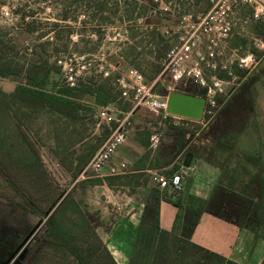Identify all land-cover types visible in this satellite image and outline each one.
Returning a JSON list of instances; mask_svg holds the SVG:
<instances>
[{
  "label": "crops",
  "instance_id": "0c3cea01",
  "mask_svg": "<svg viewBox=\"0 0 264 264\" xmlns=\"http://www.w3.org/2000/svg\"><path fill=\"white\" fill-rule=\"evenodd\" d=\"M147 1L148 13H156L157 4L151 3L150 0ZM209 6L208 0H165L164 14L170 17H164V21H166V24L170 23L175 27L176 23H172L174 15L187 14L194 17L204 13ZM232 9L234 10L233 18L235 21L241 20L243 22L245 27L243 30L245 31L246 24L251 23L250 6L238 3ZM135 10L138 13V8L135 7H132L131 10H120L118 8L117 11L119 12L124 38L120 45L123 51H120L121 56L114 63L118 70L117 73H114L113 76L100 78V81L93 82L92 80L91 82L90 80L91 85L108 86L110 77L125 76L130 69L139 71L147 84L154 81L158 76L160 58L169 47L177 43H175L177 32L174 27H169L171 29H167L166 35L161 30V27H163L160 25L161 22H150V19H148V22H141L139 15L135 16ZM159 13L161 12L159 11ZM150 15L154 14L150 13ZM259 21L264 23L262 20ZM238 24L240 25L239 22ZM173 33L175 35H172ZM240 40L241 38L238 37L235 42L239 43ZM144 50L147 51V54ZM142 54L146 56L141 58ZM223 62V58L220 55L217 56L214 60L215 67L225 68ZM206 71V81H209L211 76H215L221 82L219 89H216L214 93L218 108L235 92L239 84L250 75V71L245 69L239 74H233L230 70L225 69L219 71L216 68ZM219 74L222 76H219ZM164 81L165 84L163 82L157 83L155 90L161 84L167 91L173 89L187 92L181 89L186 87L187 84H180L173 88L168 79ZM196 84H193L195 88L199 85ZM187 86L190 87V84ZM207 87H204L205 91H207ZM130 95L131 93L128 94L129 97H125L120 91L115 100H109L106 104H96L93 94H90L86 99L92 110L88 111L82 120L62 116V118H58L56 123L53 122L52 126L51 159L58 167V176L62 177L63 173L68 177L66 185L69 187L63 189V196L69 192L78 207V201L75 197L76 194H79L78 190L84 191L99 187L106 191L105 201L107 205L111 206L109 214L112 221L106 230L101 228L99 231L98 229L94 231L116 264H128L144 206L153 189H158L160 192L158 205L159 227L169 231L178 211L176 206L178 201L183 205L189 204L192 199L204 201L210 196L214 185L223 179V176H221L222 170L218 164L191 151L184 152L183 148L179 149V140L175 138V133L181 132L189 143L202 144L201 138H197L205 129L209 119L195 121L179 116L162 118L155 115L151 118L141 116L139 117L141 120L135 121V111L139 107H136L131 113L133 124L130 125L125 140L113 150L98 173L92 171L90 162L110 133L109 127L96 126V122L101 121L99 110L101 106H106L110 115L120 117L132 107ZM163 95L161 94V96ZM119 98L130 102V108L127 111L122 110L118 105ZM251 122L244 132L238 136L233 157L228 163V167L235 168L234 170L238 171L243 166L250 172H256L259 164H263L264 173V133L253 132L254 127L258 124L257 122L261 124L260 120L253 119ZM83 123L85 126L83 136L78 137L77 132L81 129L79 125ZM112 125H114L113 122ZM154 132L160 133L159 141L155 147L150 145V136ZM188 152L191 153V158L188 166H184L183 160ZM120 163H123L124 167H121ZM110 167L115 168L114 173H110ZM153 172L164 175L178 172L181 175L180 187L177 189L170 186L158 187L152 179ZM61 199L57 200L52 207H56ZM70 212L75 213V207L73 209L69 207L67 215ZM72 213L71 216H73ZM260 239L255 240L249 230L240 228L236 224L208 212L200 214L191 234V240L194 243L241 264H260L264 257V239ZM259 245L262 246V249L256 251ZM37 253L42 254L44 259L52 255L51 249L44 246H40ZM54 259L56 261V258ZM60 262L61 260L58 259L57 263Z\"/></svg>",
  "mask_w": 264,
  "mask_h": 264
},
{
  "label": "rangeland",
  "instance_id": "374dc122",
  "mask_svg": "<svg viewBox=\"0 0 264 264\" xmlns=\"http://www.w3.org/2000/svg\"><path fill=\"white\" fill-rule=\"evenodd\" d=\"M150 1L158 6L156 13L150 12L154 14L152 16L147 10V0H0V60L21 66L22 69L32 64L40 66L43 70L49 69L51 81L46 84L48 89H53L54 83L67 84L70 81L76 83L78 79L89 83L90 80L91 82L92 80L100 81V78L113 76L118 71L114 63L121 56L120 51L123 49L120 45L124 40L118 8L120 10L138 8V13L137 9L135 10V16L139 15L141 22H148V19L154 23L161 22L160 25L163 27H159L166 35L167 29L174 27L173 24L172 26L164 21V17H170L164 14L165 0ZM208 1L209 9L212 2ZM232 12L227 15L230 29L224 43L220 46L219 54L226 67L220 69L216 66V69L230 70L233 74H239L244 69L249 70L250 74L264 72V23L251 18V23L246 24L250 28L246 26L247 32H245L243 22L235 21L233 9ZM181 15H174V21H172L176 23L174 28L178 33L177 36L175 32V43L183 33L180 27ZM238 37L241 40L236 43L235 40ZM142 56L146 55L142 54L141 58ZM241 58L245 59L244 63L240 62ZM22 78L23 75L0 76V88L10 91ZM116 78L110 77L108 84L114 91L120 90ZM159 82L166 83L164 79H160ZM188 84L195 90L213 85L210 79L206 81V85L199 84L196 88L194 86L197 85L196 83ZM254 84L255 103L249 121L252 123L253 119L260 120L261 124L257 122L253 132L264 133V73ZM165 91L161 84L155 90L160 96L161 94L165 96L167 94ZM88 97V95L85 96V98ZM146 109L145 107L137 108L135 121L141 120L139 118L141 116L151 118L156 115ZM134 110L135 108L132 112ZM205 110L203 119L207 120L212 119L219 108L217 105L206 104ZM58 118H62V115L48 110L47 107L31 109L12 101L0 103V143L3 148L8 147L13 156L22 159V166L26 167L29 164L35 166L39 162L40 167L52 177L54 184L61 189H68L69 186L66 185L68 177L63 173L62 177L58 176V167L51 159L52 126ZM129 120L132 126L131 114ZM79 127L81 129L77 135L81 137L84 133V123ZM27 140L31 142L32 148L26 145ZM247 179L246 177L245 181ZM20 186L17 178L0 174V264L7 259L18 243L19 252L27 247L26 256L21 264H61L57 263L59 257H54L56 261L52 255L44 259L42 254L36 255L35 249L32 251L33 254L31 253L33 259L27 260L29 252L35 247L36 238L43 234L47 218L52 211L48 214V208L43 210L41 202L33 206L26 196L21 195ZM78 193L75 197L82 215L76 212L72 214L76 218L86 220L88 230L85 236L90 235L91 230L99 231L101 228L105 230L109 228L112 217L109 214L111 206L105 201L106 191L97 187L84 191L78 190ZM54 208L51 206L49 210ZM261 249L262 246L259 245L256 251ZM202 258H205V264H218L209 254L203 253ZM9 262L11 264V261Z\"/></svg>",
  "mask_w": 264,
  "mask_h": 264
},
{
  "label": "trees",
  "instance_id": "16d2710c",
  "mask_svg": "<svg viewBox=\"0 0 264 264\" xmlns=\"http://www.w3.org/2000/svg\"><path fill=\"white\" fill-rule=\"evenodd\" d=\"M49 73V69L43 70L36 64L22 69L21 66L0 60V76L23 75L12 90L4 91L0 88V103L12 101L31 109L47 107L66 118L82 120L92 110L86 95L93 94L96 104H106L109 100H115L120 93L119 89L114 91L109 85H91L84 83L82 79H78L74 85L54 83L53 89H48L46 84L51 81ZM263 73H251L239 84L198 136L197 139L201 138L202 144H191L181 132L175 133L179 149L191 151L218 164L223 179L214 185L210 196L204 201L192 199L187 205L178 201V211L169 231L159 227L160 192L153 189L145 203L128 264H205L203 253L211 255L218 264H241L191 240V234L202 212L251 231L255 240L264 239L263 164H259L256 172H250L243 166L238 171L228 167L238 136L251 124L249 120L255 103L254 83ZM181 89L193 94H206L205 89L195 90L189 86ZM118 105L124 111L130 108V102L121 98L118 99ZM23 136L26 137L24 133ZM26 145L32 148L28 140ZM33 151L36 153L34 149ZM22 163V159L13 156L9 148H3L0 143V174L17 178L21 184V195L26 196L33 206L41 202L42 209L49 210L62 198L49 214L45 230L36 238L35 247L29 252L27 260L33 259L34 249L37 253V249L44 246L51 249L52 255L59 257L61 264H116L93 230L90 235L85 236L88 230L86 220L67 215L69 207H75V212H78L69 192L63 196V189L54 184L52 177L40 167L39 162L35 166L29 164L26 167ZM260 264H264V257Z\"/></svg>",
  "mask_w": 264,
  "mask_h": 264
},
{
  "label": "built area",
  "instance_id": "2783aa9c",
  "mask_svg": "<svg viewBox=\"0 0 264 264\" xmlns=\"http://www.w3.org/2000/svg\"><path fill=\"white\" fill-rule=\"evenodd\" d=\"M211 2L212 6L204 13L194 17L187 14L181 15L180 27L183 33L177 43L169 47L160 58L159 73L154 81L145 83L142 74L136 69H130L125 76L116 78L121 94L126 97L131 93L132 107L118 117L110 115L108 107L101 106L99 110L101 121L96 122V126H107L110 128V133L90 162L92 171L98 173L113 150L125 140L130 127L129 116L134 108L145 107L162 118L175 117L165 111V96L155 92V86L160 79H168L173 88L180 84L185 85L187 82L206 85V70L216 68L214 60L221 53L220 46L224 43L230 29L227 15L235 4L250 6L251 17L264 21V0H211ZM240 62L244 63L245 59L241 58ZM210 80L213 85L207 87L205 96L207 105L214 106L217 105L214 93L216 89H219L221 82L215 76H211ZM68 84L74 85L75 82L70 81ZM159 138L160 133L154 132L150 136V145L155 147ZM120 166L124 167V164L120 163ZM109 171L114 173L115 168L110 167ZM152 179L160 188L170 186L177 189L180 187L181 175L178 172L170 175L153 172Z\"/></svg>",
  "mask_w": 264,
  "mask_h": 264
},
{
  "label": "water",
  "instance_id": "95a60500",
  "mask_svg": "<svg viewBox=\"0 0 264 264\" xmlns=\"http://www.w3.org/2000/svg\"><path fill=\"white\" fill-rule=\"evenodd\" d=\"M165 111L174 116L195 121L203 119L207 99L205 95L191 94L179 90H170L165 95ZM191 153L188 152L183 160V165L188 166ZM51 210H48V214Z\"/></svg>",
  "mask_w": 264,
  "mask_h": 264
},
{
  "label": "flooded vegetation",
  "instance_id": "af4514ba",
  "mask_svg": "<svg viewBox=\"0 0 264 264\" xmlns=\"http://www.w3.org/2000/svg\"><path fill=\"white\" fill-rule=\"evenodd\" d=\"M30 240H31V238L29 239L28 242H30ZM18 245H19V243H18ZM17 246H16V248H17ZM16 248L10 253V255L7 257V259L4 262H2V264H9L10 263L9 261H11V264H21L23 258L26 256L27 247L26 248L24 247V249H22V251H20V252H19V248H17V249Z\"/></svg>",
  "mask_w": 264,
  "mask_h": 264
}]
</instances>
